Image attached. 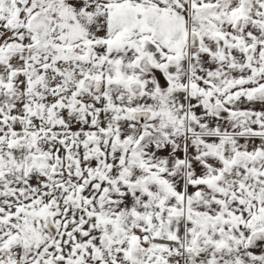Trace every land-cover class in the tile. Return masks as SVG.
Segmentation results:
<instances>
[{
	"label": "snow or ice",
	"instance_id": "snow-or-ice-1",
	"mask_svg": "<svg viewBox=\"0 0 264 264\" xmlns=\"http://www.w3.org/2000/svg\"><path fill=\"white\" fill-rule=\"evenodd\" d=\"M0 264H264V0H0Z\"/></svg>",
	"mask_w": 264,
	"mask_h": 264
}]
</instances>
